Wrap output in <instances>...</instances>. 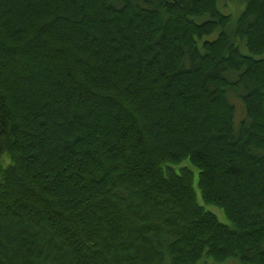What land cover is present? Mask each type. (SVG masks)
I'll return each mask as SVG.
<instances>
[{"label": "trees", "instance_id": "1", "mask_svg": "<svg viewBox=\"0 0 264 264\" xmlns=\"http://www.w3.org/2000/svg\"><path fill=\"white\" fill-rule=\"evenodd\" d=\"M207 260L264 264V0H0V264Z\"/></svg>", "mask_w": 264, "mask_h": 264}, {"label": "rangeland", "instance_id": "2", "mask_svg": "<svg viewBox=\"0 0 264 264\" xmlns=\"http://www.w3.org/2000/svg\"><path fill=\"white\" fill-rule=\"evenodd\" d=\"M222 3H225V2L223 1ZM228 5H229V7H228L227 10L232 11L234 13V16L235 17L240 13V11L243 8L242 3H239V2H229ZM62 6H64L63 9L65 8L63 12L68 13L70 11V8L67 7V6L65 7V4H63ZM88 26H90V25H88ZM88 26H86V27H88ZM68 29L69 28H67L66 26H64V25L62 26L61 25L60 26V29H59V32H58V35L60 37H66L67 36L66 34L68 32ZM91 29H94V26H92L90 28V30ZM117 44H119V43H117ZM187 80L189 81V84H190V81H192L190 78H188ZM183 92H187V88L185 90H183ZM231 100L233 101V103L235 104V106L237 108V113H236L237 119H239V120L242 119L244 117L245 111H244V107H243L241 101L236 96H232L231 97ZM187 105H188V103H187ZM193 105L189 104L190 107L193 106ZM184 164L191 165L189 162H184ZM191 167H192V165H191ZM192 169L194 170V183H193V185H194V187L196 189L198 201L201 204L204 205V202H203V199H202V196H201V192H200V189H199V186H198V182H199V170L197 168H195V167H192ZM207 209H209L210 211H212L213 213H215L218 216V218L220 219V221H222L224 223H228V219H227L225 213L223 212V210H221L217 206H213V205L212 206H209L208 205L207 206ZM201 264H216V263H213L212 261L207 260V261L202 262ZM222 264H238V263L237 262H234V261H226V262H224Z\"/></svg>", "mask_w": 264, "mask_h": 264}]
</instances>
